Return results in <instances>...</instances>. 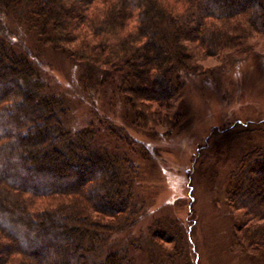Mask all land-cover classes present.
<instances>
[{"label":"trees","instance_id":"16d2710c","mask_svg":"<svg viewBox=\"0 0 264 264\" xmlns=\"http://www.w3.org/2000/svg\"><path fill=\"white\" fill-rule=\"evenodd\" d=\"M2 17L66 54L83 94L98 92L107 104L91 102L92 122L69 126L72 107L0 36V264H139L127 251L104 252L141 214L135 180L144 152L105 108L121 102L143 129L173 125L200 51L218 56L264 39V0H0ZM225 196L240 215L235 242L264 264V148L242 152ZM148 235L164 258L145 264H190L179 234Z\"/></svg>","mask_w":264,"mask_h":264},{"label":"rangeland","instance_id":"374dc122","mask_svg":"<svg viewBox=\"0 0 264 264\" xmlns=\"http://www.w3.org/2000/svg\"><path fill=\"white\" fill-rule=\"evenodd\" d=\"M0 36L28 55L49 91L72 107L69 126L79 129L92 122L91 102L98 110L107 104L98 92L83 94L77 68L68 56L40 47L24 26L2 17ZM195 57L198 67L183 77L170 127L143 129L125 117L121 102L113 110L104 105V114L144 148L136 160L135 180L141 214L130 229L107 239L104 252L127 251L139 264L156 255L163 259L149 243L152 228L170 237L179 234L190 264H261V258L247 254L235 242L240 215L228 206L225 192L229 172L242 152L254 145L264 148V39L254 35L236 50L211 57L200 51ZM189 210L193 224L187 223ZM175 245L167 244L166 250L174 253Z\"/></svg>","mask_w":264,"mask_h":264}]
</instances>
